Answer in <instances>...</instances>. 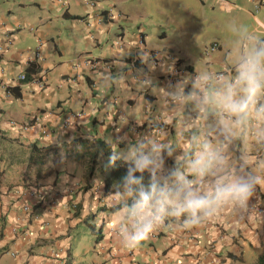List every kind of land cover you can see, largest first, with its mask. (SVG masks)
<instances>
[{
	"label": "crops",
	"instance_id": "0c3cea01",
	"mask_svg": "<svg viewBox=\"0 0 264 264\" xmlns=\"http://www.w3.org/2000/svg\"><path fill=\"white\" fill-rule=\"evenodd\" d=\"M126 1L0 0V260L9 254V264H254L264 252V189L257 186L243 214L228 208L191 230L169 218L129 251L112 230L115 211L100 208L112 205L113 193H102L104 158L92 165L88 152L95 140L123 152L138 137L164 131L175 141L189 120L214 137L210 123L190 107L167 106L164 93L196 72L231 75L227 25L235 20L264 36V0H196L194 35L161 33L160 45L142 26L128 28ZM105 11L112 16L98 23ZM211 42L217 48L204 57ZM148 50L174 59L164 56L154 66ZM82 57L96 60L95 67ZM32 143L45 147L41 163L29 159ZM230 150L234 160L244 152L264 157V148L240 140ZM180 154L166 157V168Z\"/></svg>",
	"mask_w": 264,
	"mask_h": 264
},
{
	"label": "clouds",
	"instance_id": "9594fccd",
	"mask_svg": "<svg viewBox=\"0 0 264 264\" xmlns=\"http://www.w3.org/2000/svg\"><path fill=\"white\" fill-rule=\"evenodd\" d=\"M227 32L232 38L231 75L196 72L164 93L167 106L190 107L211 124L215 136L196 131L189 120L175 141L165 131L144 135L111 158L128 165L109 196L115 209L112 230L129 251L142 246L169 218L181 230H191L228 208L243 214L257 186L264 189V157L244 152L234 160L230 150L237 140L264 148V36L259 28L235 20ZM177 149L181 154L175 167L166 168V157ZM145 172L150 174L147 185Z\"/></svg>",
	"mask_w": 264,
	"mask_h": 264
},
{
	"label": "rangeland",
	"instance_id": "374dc122",
	"mask_svg": "<svg viewBox=\"0 0 264 264\" xmlns=\"http://www.w3.org/2000/svg\"><path fill=\"white\" fill-rule=\"evenodd\" d=\"M125 4L123 9H126L125 13L127 12L131 19L128 28L142 26L153 45L163 43L159 42L161 33L175 39L182 33H191L193 36L194 30L198 27L193 20L194 16L196 18L199 16V12H194L197 9L196 0H188V4L178 0H127ZM11 261L12 257L6 254L0 260V264H9Z\"/></svg>",
	"mask_w": 264,
	"mask_h": 264
},
{
	"label": "trees",
	"instance_id": "16d2710c",
	"mask_svg": "<svg viewBox=\"0 0 264 264\" xmlns=\"http://www.w3.org/2000/svg\"><path fill=\"white\" fill-rule=\"evenodd\" d=\"M12 90H15V94L18 95L19 91L16 87H12ZM94 148L93 152H88L89 159L94 165L97 163L99 158H104L103 166H101L100 171L103 173L102 178V193L107 194L109 192H114L117 185L122 183L123 177L127 174V168L128 165L122 160L118 159L115 162L112 161V156L114 153L112 152L110 146L108 143H106L103 140H95L93 142ZM44 146H37L35 143L31 144V151L29 154L30 160H35L36 162L41 163L44 158L43 149ZM167 162L170 164V168L175 167L176 162H172L171 160L167 159ZM137 175H140L137 173ZM144 177V183L147 185L150 181V174L145 172L143 174ZM103 210H106L108 212L115 211L112 205L108 207H100ZM92 219V215L89 214L83 218L84 222L89 223ZM92 225V224H91ZM100 233V230L98 232ZM99 236L96 235V239H98ZM68 259H66L63 264H68ZM254 264H264V252L261 253Z\"/></svg>",
	"mask_w": 264,
	"mask_h": 264
},
{
	"label": "built area",
	"instance_id": "2783aa9c",
	"mask_svg": "<svg viewBox=\"0 0 264 264\" xmlns=\"http://www.w3.org/2000/svg\"><path fill=\"white\" fill-rule=\"evenodd\" d=\"M82 1H84L85 3H87V4H89V5H92V4L94 3V0H82ZM105 15H106V17H108V18H109V16H112V15H110L109 11H105V13H104L103 15L100 14V15L98 16V19H97L98 23H100L101 21H103V18H104ZM88 36H90V38H92L90 33H89ZM7 43H9V42L6 41V44H7ZM113 43H114V45H116L117 47H121V39H120V38H116V39L113 41ZM135 43L137 44L138 47H142L143 38L141 37L140 34L137 35V38H136V40H135ZM3 46H4V44H1V43H0V50L2 49ZM216 48H217V44H216V43H211L209 46H207L206 48H204V50H203V56H204V57H209L211 51L214 50V49H216ZM148 52H149V55H150V57H151V64L154 65V66L157 65V64H159L160 61L162 60V58H163L164 56H167V57H169L170 59H174V57H171V56L169 55V53L166 54V55H163V54H160L159 52L154 51V50H153V51L150 50V51H148ZM37 55H38V53L36 52V56H37ZM162 55H163V56H162ZM80 61H81L82 64H84L85 66H87L89 69L94 68V67H95V64H96V61L92 60V59L89 58V57H82ZM228 70H229V69H228ZM178 71H179V69L175 68L173 74L177 73ZM224 71L226 72V70H224ZM217 73H223V72L220 71V72H217ZM17 79H18V80H25V79H26V76H25L24 73H20V74L17 75ZM133 79H134V80L138 79V76H137V75H133ZM145 80H146L145 78H141V79H140L141 83H142V82L144 83ZM32 81L35 82V83H38L39 85H42V82H41L40 80H38L37 78H32ZM22 208H23V210L26 211V210H28V205H27V204H24Z\"/></svg>",
	"mask_w": 264,
	"mask_h": 264
}]
</instances>
